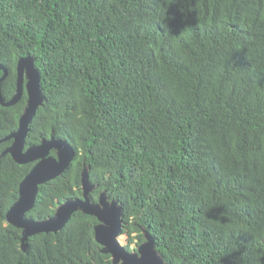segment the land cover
Masks as SVG:
<instances>
[{"label":"trees","instance_id":"trees-1","mask_svg":"<svg viewBox=\"0 0 264 264\" xmlns=\"http://www.w3.org/2000/svg\"><path fill=\"white\" fill-rule=\"evenodd\" d=\"M1 80L0 264H138L93 209L10 221L55 140L20 220L83 200L133 259L264 264V0H0Z\"/></svg>","mask_w":264,"mask_h":264},{"label":"water","instance_id":"water-1","mask_svg":"<svg viewBox=\"0 0 264 264\" xmlns=\"http://www.w3.org/2000/svg\"><path fill=\"white\" fill-rule=\"evenodd\" d=\"M29 62L28 60H24L22 62V66H21V70H20V92L22 91V73H23V69L25 66V63ZM29 65L32 69V65L29 62ZM34 78H35V83L33 86V108L31 111H29L22 119L21 121V126L20 129L18 131V133L16 134V140L14 143V147H13V152L14 154L18 157V152L21 150V146L23 144V135H24V127H25V123L26 121L33 115L36 113L37 108H38V96H37V88H38V83H37V78L36 75L34 73ZM1 82L0 81V86H1ZM0 98H2L1 95V88H0ZM18 100V99H17ZM62 145L64 148H66L70 155L65 158V160H63V162L55 169V171L50 174L49 176L47 175H43V176H39V177H29L28 179H26L23 184H22V194L24 196V207L17 213H15L14 215H12L10 217V221H12L13 223L25 227L27 229V232H31V230H58L60 228H62L67 220L70 217V214L72 212V210L74 209V207L76 205H80L86 208H90L93 209L94 211L98 212L99 214H101L102 216H104L105 218H107L108 220H111L115 223L116 227L114 228V231L112 232V234L109 235L108 239H107V243L115 250L119 251V253L121 255H123L125 257L126 262L129 263H138V264H155L153 261H151L149 259V257H147L146 259H133L124 249V246L119 247L116 245L115 243V237L117 235L120 234V223L113 219V217H111V215L100 209L99 207H94L92 206L88 201H83V200H74V201H70L69 203H67V205L63 208V211L61 213V216L59 217V219L55 222V223H48V224H37V223H33V222H27V221H23L20 220V218L22 217V215L30 208V202H29V198L27 195V187L29 184L31 183H37V182H43L45 180L48 179H52L54 177H56L58 174H60L62 172L63 169H65L66 166H68V164L70 163V161L73 159V157L75 156V151L74 149L66 144L65 142H62L60 140H55L49 144H47L46 146L42 147L39 153H36L38 151H36L35 153H32L27 159L25 160H21V162H27V161H31L34 158H37L41 155H44L45 153H47L51 148L56 147L58 145ZM47 149V150H44ZM118 255V254H117Z\"/></svg>","mask_w":264,"mask_h":264},{"label":"rangeland","instance_id":"rangeland-1","mask_svg":"<svg viewBox=\"0 0 264 264\" xmlns=\"http://www.w3.org/2000/svg\"><path fill=\"white\" fill-rule=\"evenodd\" d=\"M47 150V149H44ZM40 151L36 152L39 153ZM115 243L117 246L122 247L129 243V235L128 234H119L115 237ZM136 246V242L132 244V247Z\"/></svg>","mask_w":264,"mask_h":264}]
</instances>
